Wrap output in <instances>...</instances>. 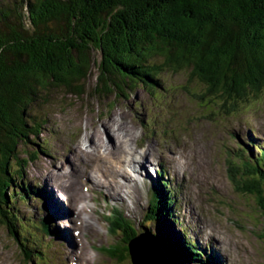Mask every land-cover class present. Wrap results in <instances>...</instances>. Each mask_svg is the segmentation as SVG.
I'll use <instances>...</instances> for the list:
<instances>
[{"label": "rangeland", "instance_id": "rangeland-1", "mask_svg": "<svg viewBox=\"0 0 264 264\" xmlns=\"http://www.w3.org/2000/svg\"><path fill=\"white\" fill-rule=\"evenodd\" d=\"M90 56L83 94L55 85L48 87V94H39L31 112L42 120V133L33 144L21 148L22 156L34 155L22 180L31 186L36 184L44 190L39 193L45 195L38 211L36 194L31 198L32 210H28L31 202L23 204L20 213L25 228L20 230H36L29 223L31 214L36 213L40 218L52 215L59 219L55 223L52 219V223L58 230L63 225L71 241L76 233L71 220L87 225L81 244L71 242L70 248L80 253L75 250L71 258L65 257L62 232L59 240L64 242L56 246L64 255L47 264H83L77 260L81 261L83 256L79 255L86 250L90 264H125L123 259L114 262L111 258L112 240L121 239L109 227L111 218L106 217L112 207L119 206L120 218L130 221L135 230L146 232L140 230V224L150 196L160 191V171L172 188L171 207L177 218L175 223L163 218L160 226L168 236L179 240L181 234L189 235L194 243L202 244V257L209 256L214 264H264L263 210L254 193L245 191L242 184L236 185L238 178L231 172V156L237 160L238 150L235 153L233 146L238 138L245 144L252 141L247 153L255 155L257 151L258 155L262 151L254 143H264V93L232 114H223L185 72L168 71L162 73L163 85L157 90L137 87L104 97L96 91L101 54L92 50ZM36 145L43 152H38ZM230 149L234 152L231 156ZM110 154L115 155L107 158ZM140 161L142 166L133 165ZM174 164L182 178L171 166ZM153 166H159L157 173H152ZM127 170L139 174H125ZM59 181L70 200H76L79 193L85 195L86 201L81 199L79 203L85 207L69 206L70 200L64 202L67 197L56 192L61 189ZM81 226H76L79 232ZM11 230L0 221L1 264H36L23 252L19 233L15 238Z\"/></svg>", "mask_w": 264, "mask_h": 264}, {"label": "trees", "instance_id": "trees-1", "mask_svg": "<svg viewBox=\"0 0 264 264\" xmlns=\"http://www.w3.org/2000/svg\"><path fill=\"white\" fill-rule=\"evenodd\" d=\"M92 50L101 54L96 91L104 97L157 90L162 73L183 71L223 114H232L264 93V0H0V221L15 238L16 227L25 228L23 204L40 192L22 180L34 155L22 156L21 148L42 133L31 108L50 85L83 94ZM255 147L262 150L256 156L240 150L231 172L237 186L257 193L264 212V144ZM156 193L140 230L175 264H214L187 235L178 240L161 228L164 217L177 218L167 183ZM120 216L115 235L127 244L140 232ZM111 257L122 260L113 248Z\"/></svg>", "mask_w": 264, "mask_h": 264}, {"label": "water", "instance_id": "water-1", "mask_svg": "<svg viewBox=\"0 0 264 264\" xmlns=\"http://www.w3.org/2000/svg\"><path fill=\"white\" fill-rule=\"evenodd\" d=\"M108 224L109 227L113 225V223ZM114 230L116 231L115 227ZM112 245L117 254H121L125 264H175L162 244L146 232L137 233L127 244L114 239Z\"/></svg>", "mask_w": 264, "mask_h": 264}, {"label": "bare ground", "instance_id": "bare-ground-1", "mask_svg": "<svg viewBox=\"0 0 264 264\" xmlns=\"http://www.w3.org/2000/svg\"><path fill=\"white\" fill-rule=\"evenodd\" d=\"M154 92V91H153ZM260 153H261V151H260ZM113 155H115V154H110L109 156H107V158H112L113 157ZM248 156H250V154L248 153ZM140 159V157L137 159V160H139ZM198 159V158H197ZM142 163H143V161H140L139 163H134L133 165L134 166H136V167H138V166H142ZM172 167H173V169H174V171L175 172H177V173H179L180 174V177L182 178V174L179 172V171H177V169H176V164H174V165H171ZM100 169H103V168H101L100 167ZM131 173H132V175H136L137 176V174H139V173H137V172H132L131 171ZM130 173V174H131ZM100 174V173H99ZM97 175V174H96ZM101 175V174H100ZM120 175H121V173H120ZM116 177V176H115ZM140 177V176H139ZM115 179H117V178H115ZM119 180V179H118ZM60 182V181H59ZM60 184H61V189L60 190H57L56 192H58V191H60V192H62V194L60 195V197H62V198H64V197H67V200H64V202H66V201H68L69 202V200H70V198H69V193L65 190V192H64V190H62V183L60 182ZM110 185V184H109ZM81 187H82V183L80 184V187H79V190H80V192L82 191L81 190ZM110 191V190H109ZM41 192V191H40ZM66 193V194H65ZM63 195V196H62ZM83 196H84V198H83ZM81 199H83L84 201H85V199H86V196L85 195H83L82 193H79L78 194V196H77V199L76 200H74V199H71L70 200V203L68 204L69 206H74L75 204H76V202H78V201H80ZM171 206H172V204H171ZM80 207H84V205H82V206H80ZM192 207L191 206H189L188 207V210L190 211V209H191ZM115 212V211H114ZM186 212V211H185ZM190 213H191V215H193V217H194V219H196V216L194 215V213L193 212H191L190 211ZM187 215H188V212H187ZM63 217H65V216H63ZM62 217V218H63ZM74 217H76V215L74 216ZM50 218L51 219H54V223H55V220H59V219H55V218H53L52 217V215H50ZM62 218H60V220H62ZM76 220L77 219H75V221H73V219L71 220L73 223H72V227H74L75 229H76V234H75V236L73 237V240L71 241L70 240V237L68 236V234L67 233H69L67 230H65L64 229V226L62 225V226H58L59 227V229L60 230H58V228H57V226H56V224H55V226H56V228H57V237H58V241H59V243L60 244H62L64 241H62V240H59L60 239V237L62 236V232H64V235H65V239H66V244H65V249H66V252H65V256H68V257H70V256H72V254H73V252L75 251V250H77L78 252H79V250L78 249H71L70 248V246H71V242H73V244L72 245H74V244H78V245H80L81 244V242L83 241V238H82V233L84 232V227H86L87 225H85L86 223H79V224H77L76 223ZM197 220V219H196ZM49 221H50V223L51 224H53L52 223V221L49 219ZM198 222V221H197ZM80 224H82V232H79L78 231V229L76 228V226H79ZM200 224V223H199ZM54 225V224H53ZM63 229V230H62ZM198 236V235H197ZM198 237H201L200 236V234H199V236ZM207 244H208V241H207ZM80 253V252H79ZM31 254H34V253H31ZM86 254H88V255H90L89 253H88V250H86V253H84L83 254V256H85V258H82V260L80 261V262H83V264H90L89 262H88V255H86ZM32 258H33V261H35V263L37 262V258L36 257H34V256H32ZM0 264H1V261H0Z\"/></svg>", "mask_w": 264, "mask_h": 264}]
</instances>
